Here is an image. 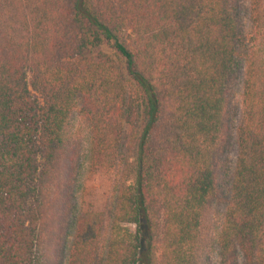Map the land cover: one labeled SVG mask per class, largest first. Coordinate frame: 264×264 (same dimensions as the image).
<instances>
[{
  "label": "trees",
  "instance_id": "1",
  "mask_svg": "<svg viewBox=\"0 0 264 264\" xmlns=\"http://www.w3.org/2000/svg\"><path fill=\"white\" fill-rule=\"evenodd\" d=\"M79 99L88 173H117L101 212L75 207ZM213 251L264 264V0H0V264Z\"/></svg>",
  "mask_w": 264,
  "mask_h": 264
},
{
  "label": "rangeland",
  "instance_id": "2",
  "mask_svg": "<svg viewBox=\"0 0 264 264\" xmlns=\"http://www.w3.org/2000/svg\"><path fill=\"white\" fill-rule=\"evenodd\" d=\"M122 42H125V36L120 38ZM101 53L107 58L118 62L123 68L125 67L124 62L116 54L115 50L103 42L98 45L96 48L88 47L85 56L89 59L95 56L96 54ZM233 89L235 93V106L238 107L241 101L242 95V75L241 73L236 76L233 82ZM37 96L36 94H34ZM234 122H237V114L235 115ZM72 126L74 129L80 131L82 139L84 140V146L81 157V171L77 186V194L75 199L76 212H101L106 204L108 197L112 191L113 185L117 179L116 172H105L99 171L94 175H91L87 171L86 155H87V141L89 137L88 130V117L87 113L83 110L82 102L79 99L76 104V110L72 117ZM127 133V127H125L124 134ZM237 158V145L236 138L234 137L227 155L226 162L227 167L230 172L233 171L235 162ZM41 163V159H40ZM209 264H218V255L217 251H213L210 256ZM238 264H243V260L240 259Z\"/></svg>",
  "mask_w": 264,
  "mask_h": 264
}]
</instances>
